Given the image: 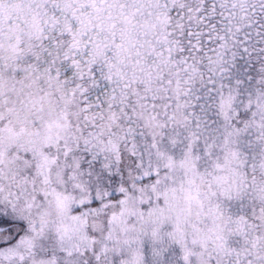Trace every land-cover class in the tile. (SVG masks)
I'll return each instance as SVG.
<instances>
[{
	"label": "snow or ice",
	"instance_id": "snow-or-ice-1",
	"mask_svg": "<svg viewBox=\"0 0 264 264\" xmlns=\"http://www.w3.org/2000/svg\"><path fill=\"white\" fill-rule=\"evenodd\" d=\"M0 264H264V0H0Z\"/></svg>",
	"mask_w": 264,
	"mask_h": 264
}]
</instances>
